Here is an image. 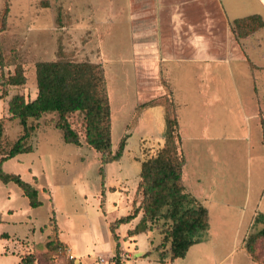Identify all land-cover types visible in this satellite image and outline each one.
I'll return each mask as SVG.
<instances>
[{
  "label": "rangeland",
  "instance_id": "obj_1",
  "mask_svg": "<svg viewBox=\"0 0 264 264\" xmlns=\"http://www.w3.org/2000/svg\"><path fill=\"white\" fill-rule=\"evenodd\" d=\"M109 2L0 0V26L3 10L8 8L5 28L0 32V152H6L22 133L18 120L9 117L7 102L15 93L28 100L35 98L36 63L40 61L99 64L110 105L109 155L124 140L121 155L104 162L106 154L85 143L83 113L69 116L80 145L64 141L62 131L55 127L56 112L29 119L28 124L34 126L27 140L31 151L6 159L1 168L6 173L19 174L36 188L41 203L30 206L15 183L0 180V264H20V256L26 253H32L34 264H46V259L50 264H113L110 255L116 241L109 226L140 205V162L164 140L161 103L172 99L168 95L166 65L170 75H175L173 98L180 148L188 159L185 170H192L190 180L203 171L217 189L207 201L208 240L204 241V236L182 258L170 261L166 257L165 264H264L261 239L258 245L255 243L253 259L244 247L245 237L258 228L251 215L264 213V144L260 128L248 115L254 107L252 95L253 100L260 97L264 105V85L261 95L252 93L248 78L251 72L242 61L200 67L169 62L149 70L133 59L127 26L112 15ZM98 11L105 24H96V19L101 18H95ZM124 14L125 9L123 20ZM243 32L248 29L233 30L235 37L253 36V32ZM246 50L255 63L264 65V57ZM17 67L22 68L25 81L9 84L8 78ZM259 71L264 73V66ZM233 79L239 85L238 91L234 90ZM186 178L189 183L187 175ZM140 215L141 211L121 223L120 233H129ZM167 224L163 220L153 224L150 240L156 243L160 229ZM49 235L61 246L43 256ZM146 236H138L140 253L127 256L129 253L119 248L124 264L162 263L157 249L142 255ZM7 250L11 252L5 256Z\"/></svg>",
  "mask_w": 264,
  "mask_h": 264
},
{
  "label": "trees",
  "instance_id": "obj_2",
  "mask_svg": "<svg viewBox=\"0 0 264 264\" xmlns=\"http://www.w3.org/2000/svg\"><path fill=\"white\" fill-rule=\"evenodd\" d=\"M7 12L8 8L5 7L0 32L5 28ZM263 25L264 21L259 15H249L235 20L232 28L238 31L246 27L249 33ZM244 33L241 34H247ZM1 61L0 51V64ZM24 81L21 67H17L15 73L8 78L9 84L12 85H19ZM36 87L37 93L33 99H25L20 93H15L9 98L7 102L9 117L18 120L22 126V133L6 152H0V180L4 183H15L32 207L41 203L37 189L23 180L19 174L6 173L1 168L2 162L6 159L31 151L32 148L27 140L34 126L28 124L29 119L37 120L45 113L56 112L58 118L55 127L62 131L64 141L80 145L79 134L71 126L69 116L75 112H81L84 118L85 143L96 151L105 153L104 162L117 159L124 146L122 139L116 152L109 155L110 105L103 70L99 64L66 60L37 62ZM168 91L172 99L169 101L163 99L161 103L164 107L166 127L163 143L153 154L140 162L137 192L142 195L141 203L129 214L115 219L109 226L110 234L116 241L115 253L110 259L113 264H124L120 257L118 235L115 232L117 227L121 223L132 220L140 211L142 212L140 220L129 232L130 234L145 231L161 220L168 222L164 229H160L161 240L156 246L161 257V264L166 263L163 260L166 257L170 261L184 257L192 245L203 239L209 227L207 208L194 195L185 191L182 182L184 156L180 148L181 140L176 117L177 104L169 86ZM2 135L3 126L0 120V141ZM253 223L255 226L258 225V228L247 235L244 241V247L252 259L255 258V243L261 239L264 247V213L258 212L254 216ZM165 245L166 247L162 249ZM60 246L61 242L56 238L47 236L43 256L49 252L52 253ZM45 263L50 264V260L46 259ZM20 264H34L32 253L21 255ZM261 264H263L262 261Z\"/></svg>",
  "mask_w": 264,
  "mask_h": 264
},
{
  "label": "crops",
  "instance_id": "obj_3",
  "mask_svg": "<svg viewBox=\"0 0 264 264\" xmlns=\"http://www.w3.org/2000/svg\"><path fill=\"white\" fill-rule=\"evenodd\" d=\"M108 1H110L109 10L112 15L120 19L119 23L127 26V31L130 34L132 56L133 59H137V63L147 65L149 70H154L155 65H166L169 62L193 64L198 65V67L212 63L231 64L237 61L246 62L251 72L248 74L250 89L253 94L261 95L260 91L264 85V73H260L259 69L264 65L255 63L246 49H251L258 57H264V25L253 32V38L251 36L235 37L232 27L235 20L249 15H259L264 21V0ZM123 9H125L124 20L121 16ZM100 14V12L96 13L95 18L98 15L101 17ZM96 21V24H105L106 22L102 17L96 19ZM166 71L168 75L167 84L172 91V95H174L175 85L172 80L175 79V75H170L172 72L167 65ZM233 81L234 90L238 91L239 85L235 82V79ZM207 88L208 86L205 89L207 90ZM252 101H254V107L249 111L250 114L248 115L252 119L251 122H253L254 126L260 128L262 133L261 142L264 144V105L261 104L260 97L257 100H253L252 95ZM186 158L184 156L182 167V182L185 191L194 195L207 208L209 215L210 210L207 201L212 197L217 187L213 185V182H209L207 175L203 171H198V174L190 180L192 170L187 168L185 170V162L188 160ZM186 175L189 177V183H186ZM257 213L258 211L251 215L252 222ZM141 215L138 217V221ZM153 228L154 225L136 234H130L128 231L126 234H121L118 226L116 234L118 235L120 250L128 252L127 256H131L132 252L140 253L138 236L146 233V241L144 239L143 243H147L143 247L145 251L142 255L145 254L147 256L151 250L156 249L161 240V234H159V239L156 243L154 239L150 240L149 234ZM208 230L204 235V241L209 238ZM115 245L110 257L114 253ZM68 246L71 248L70 245ZM10 252L8 250L5 251V256ZM12 252L14 253V251ZM157 252L159 253V251ZM74 256L73 253L72 257ZM163 260L166 262L167 258Z\"/></svg>",
  "mask_w": 264,
  "mask_h": 264
},
{
  "label": "built area",
  "instance_id": "obj_4",
  "mask_svg": "<svg viewBox=\"0 0 264 264\" xmlns=\"http://www.w3.org/2000/svg\"><path fill=\"white\" fill-rule=\"evenodd\" d=\"M70 258H72V256H70Z\"/></svg>",
  "mask_w": 264,
  "mask_h": 264
}]
</instances>
